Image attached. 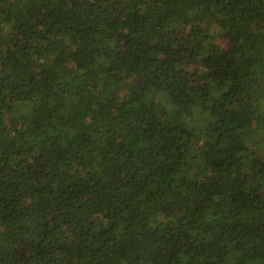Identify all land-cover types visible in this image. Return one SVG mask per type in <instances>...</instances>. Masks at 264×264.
<instances>
[{
    "label": "trees",
    "instance_id": "16d2710c",
    "mask_svg": "<svg viewBox=\"0 0 264 264\" xmlns=\"http://www.w3.org/2000/svg\"><path fill=\"white\" fill-rule=\"evenodd\" d=\"M0 264H264V0H0Z\"/></svg>",
    "mask_w": 264,
    "mask_h": 264
}]
</instances>
